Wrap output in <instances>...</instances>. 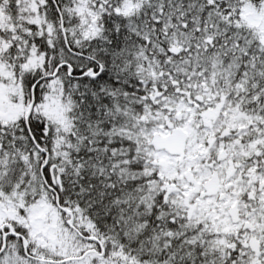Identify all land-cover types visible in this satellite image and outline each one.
I'll return each mask as SVG.
<instances>
[{
    "label": "snow or ice",
    "instance_id": "6c2138e0",
    "mask_svg": "<svg viewBox=\"0 0 264 264\" xmlns=\"http://www.w3.org/2000/svg\"><path fill=\"white\" fill-rule=\"evenodd\" d=\"M0 264H264V0H0Z\"/></svg>",
    "mask_w": 264,
    "mask_h": 264
}]
</instances>
